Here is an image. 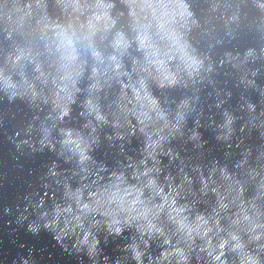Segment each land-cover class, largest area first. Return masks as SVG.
<instances>
[{"label": "clouds", "instance_id": "1", "mask_svg": "<svg viewBox=\"0 0 264 264\" xmlns=\"http://www.w3.org/2000/svg\"><path fill=\"white\" fill-rule=\"evenodd\" d=\"M0 166V264H264V0H0Z\"/></svg>", "mask_w": 264, "mask_h": 264}, {"label": "water", "instance_id": "2", "mask_svg": "<svg viewBox=\"0 0 264 264\" xmlns=\"http://www.w3.org/2000/svg\"><path fill=\"white\" fill-rule=\"evenodd\" d=\"M19 187L15 181V178L10 172H6L2 166H0V251H11L13 244L12 241L17 239H28L26 234L17 227L14 222L12 227L6 226V220H15V212L12 216H3V207L5 205L14 206L18 201L16 200ZM15 229V231H14Z\"/></svg>", "mask_w": 264, "mask_h": 264}]
</instances>
